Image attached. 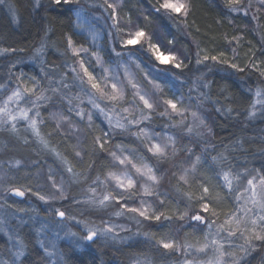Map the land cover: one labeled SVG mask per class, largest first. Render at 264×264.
Returning a JSON list of instances; mask_svg holds the SVG:
<instances>
[{"label":"trees","instance_id":"1","mask_svg":"<svg viewBox=\"0 0 264 264\" xmlns=\"http://www.w3.org/2000/svg\"><path fill=\"white\" fill-rule=\"evenodd\" d=\"M119 1L122 4L116 13L119 21L117 28L121 29L119 32L116 31V27L114 28L113 21L108 19L111 9L105 11L101 7L104 3L102 0H79L78 3L61 6L54 5L52 0H39V4L37 0L0 2V49H9L0 56V84L7 85L8 89L18 85L30 88L33 86V81L38 80L41 87L50 89L52 78H43L44 74L39 70L42 65L32 61L33 53L42 44H46L43 57L48 70L51 71L53 64L57 65L59 70H63L60 66L65 58L69 62L76 59L70 51H67V37L71 36L75 45L91 49V41L85 35L78 33L75 26V12L79 10L80 5L85 4L90 8V13H95L97 27L102 31V47L98 54L104 62L116 64L121 60H128L126 55L117 57L113 47L117 52L127 53L131 50L134 53L133 61L142 68H152L163 76L161 82L167 94L164 93L165 99L175 100L177 96L171 91L170 86L180 91L182 97H193L196 90L202 98L208 116L205 122L211 128V134L206 133L204 142L194 136L183 135L182 131L189 123V114L183 119L186 125L180 129L174 128L175 124L177 126L180 124V119L159 116L157 113L162 110L153 113V122L145 123L155 133L162 131L176 137V148L177 150L179 148L181 153L175 159H193L180 150L181 146L191 148L196 155L208 156V154L224 152L234 169L243 171L246 167L260 169L264 173L262 168L264 116L261 115L264 105L256 104L255 118L247 117L249 109L256 100V90L264 89V76H261L260 71L257 70V68L264 70V8L256 6L254 0H242L241 6L247 10L245 15L243 11L230 12L225 0H186L187 15H183L181 19L164 9L157 11L161 4L160 0ZM249 2L251 7H247ZM128 26L129 29L126 28ZM131 29L143 30L147 39L134 46L122 48L120 40L128 39ZM149 44L158 45L164 54L168 51L166 49L174 47L179 60H183L186 67L175 69L172 64L159 65L148 48ZM11 49L17 51L13 52ZM221 52L225 55L220 57V60H226L227 63L212 60L204 61L199 65L196 63V60L198 58L202 60L204 55L219 56ZM233 63L237 68L230 66ZM86 64L90 71L92 67L96 70L95 61L92 59L90 64L87 62ZM239 68L244 70L239 71ZM161 69L170 71H161ZM205 84L207 87H204ZM62 92L71 97L76 93V89H63ZM46 94L52 97V101L46 108L40 109L44 122L39 124V128L41 136L48 142L47 148L39 142L31 130L25 129L26 127L19 125V131L14 133L5 126L0 128L1 162L14 165L19 161V164L30 166L31 170L28 174L21 172L22 169L15 172L18 180L16 186L21 189L29 188L34 179L32 177L42 169H51L63 176L68 188V198L57 203L56 208L65 211L69 217H75V220L83 222L88 218L117 220L115 212L122 211L123 205L133 207L136 202L134 195L131 198L125 196L120 205L115 202L108 203L110 206L107 209L76 203V199L84 200L87 196H91V193L86 192L89 185L100 187V184L92 183L97 175L103 181L111 171L112 166L108 157L110 148L119 145L136 150L137 155L140 158L142 156L143 161L153 167L160 166L162 160L155 158L145 148V143L141 140L137 141L136 137L131 136V132L120 130H115L116 134L111 136L109 142L105 144V149L101 150L95 144L94 138L99 136L103 140L105 133L113 131L101 115L98 113L93 115L92 124L89 126L87 112L93 110L87 103L81 105L85 109V117L81 119L74 112H68L69 105L61 100L59 95H54L50 90ZM130 97L127 100L131 99ZM229 108L232 110L231 113L226 111ZM57 109L63 110L64 116L70 117L72 123L80 126L83 132L81 143L77 144L72 137L62 134L51 121L49 114ZM217 109L220 111L218 112ZM173 121L176 123L173 124ZM186 129L187 127L185 131ZM77 147L80 148V156L75 154L78 151ZM202 148H206L205 153ZM50 149H55L66 159L67 165L73 168V172L79 174L80 183L73 182L70 187L68 186L67 182L71 179V174L65 170L66 165ZM27 175L31 179L26 178ZM84 176H87V180L83 179ZM169 184L172 187L169 197L162 199L158 197L154 210L163 211L165 215L171 216L170 221L164 220L163 217L159 222L142 217L139 219L132 217L131 212L124 214L122 211V215H119L120 222L130 226L131 232L135 233L136 237L130 245L115 249L109 247L107 250L99 243L87 242L89 245L84 246L73 237L53 238L54 235L50 233L51 241L59 239L56 247L60 260L54 258V264H128L143 260H151L153 264L176 263L178 259L176 253H166L163 248L155 246V242L145 234H153L157 240L168 237L175 241L182 240L183 244L188 242L196 246L203 242L204 228L193 229V226L183 228V223H180L183 220L179 219L184 211L193 214L199 210L201 184L208 186L210 193H220V199L210 204V207L217 209L218 215L213 218L209 215L208 219H215L217 224H221L225 215L236 207V202L222 187L223 180L218 176V169L212 164L210 157L203 165L198 166L197 174L191 178L190 183L184 185L175 177L171 178ZM188 194L191 195V199L188 198ZM7 212L19 215V218L10 220L8 225L14 239L22 240L25 244L24 255L18 258L16 264H50L51 260L45 255L41 246L42 238L39 236L38 227L29 221V208L19 202ZM39 215L45 217L46 214L41 210ZM53 222L54 229H59L58 227L63 225L59 218ZM62 235L63 231L57 234V236ZM260 243L256 242L257 245ZM13 246L14 243L10 242L4 233H0V264H11L15 261L16 250ZM246 264H264V248L257 247L247 257Z\"/></svg>","mask_w":264,"mask_h":264},{"label":"snow or ice","instance_id":"2","mask_svg":"<svg viewBox=\"0 0 264 264\" xmlns=\"http://www.w3.org/2000/svg\"><path fill=\"white\" fill-rule=\"evenodd\" d=\"M3 2V0H0ZM79 0H52V3L56 6L68 5L73 3H78ZM227 7L230 12H244L247 15L246 8L242 7V0H225ZM259 3L262 8H264V0H259ZM39 4V0H37ZM105 11L111 9V12L108 13V19L113 21V26L119 23L116 14L117 4L109 3V0H104L103 5ZM247 7H251L249 2ZM164 9L172 13H181L182 10L184 15H187V5L180 2V0H163L159 5V8L156 10ZM255 18V17H254ZM79 19V16H78ZM116 31L119 32L121 29L116 28ZM111 34V33H110ZM145 37V32L143 30H138L134 34H131L130 37L126 40L121 39L120 45L122 48H128L129 46H134L140 42V40ZM95 37H93V40ZM46 47V44H42L40 49H37L38 52H42ZM149 50L152 52L155 60L159 62L160 65H165L168 62L172 63V67L175 69H182L186 67L183 60H177L174 55L165 56L164 53L160 51L158 45L149 44ZM139 50V49H137ZM9 51V49H0V54ZM11 51H17V49H11ZM22 51V49H21ZM67 51H70L72 56L76 59L69 62L67 58L64 59L63 64L60 66L63 70H59L58 66L53 64L51 66V71L48 70L43 57H41L42 67L39 69L41 73L44 74L43 78H52L50 79V89H45L40 86L38 80L33 81L32 87H21L17 86L13 89H8L7 85L0 84V128L7 126L8 130L11 132H18L19 122H25V125L28 129L31 130L33 135H35L39 142L47 148L48 142L43 136H41L39 124L43 123L41 108H46L47 105L52 101V97L48 96L46 92L50 90L54 95H59L61 100H64L69 105L68 112H74L76 116H79L81 119L85 117V109L80 107V105L87 103L90 108L101 115L103 119L107 122V125L113 131L111 133H105V138L101 140V137L97 136L94 138L95 144L101 150L105 149V144L109 142L111 136L115 135V130H120L121 132H131L132 135L136 136L138 139L140 137H148L149 132L147 127H139L143 122H153V113L154 109L157 107V103L152 99L148 93L142 91L140 86L134 81L131 75L128 72L127 67H124V76L126 77L127 87L125 86L124 81L119 79L120 73L116 71L111 76L109 75L110 70L107 67H104V61L102 57L96 53H91L92 56H95L96 65L101 67V71L96 73L94 68L89 70V66L85 63V58H81V53H87L88 49L84 48L82 45L77 46L74 44L71 36L67 37ZM113 52L117 57L127 56L129 61H133L134 53L129 50L127 53L123 51L117 52L115 47H113ZM66 57V53L64 54ZM225 53L221 52L219 56L216 55H204L203 59H197L196 63L199 65L204 61H220L221 63H227L226 60H220V57H223ZM14 66V65H13ZM122 65L118 64L117 68H120ZM232 68H237L236 64L230 65ZM139 67V65H137ZM239 71H243V68H239ZM260 75L264 76V70H260ZM161 71H170L168 69H161ZM147 77V73H144ZM178 78V77H177ZM149 83H153V88L155 92H160L162 90L159 83H154L152 80H149ZM207 87V84L204 85ZM76 89V93L69 97L67 94L63 93V89ZM128 88L131 89L130 96L131 99L125 102L126 93ZM39 90V91H38ZM205 96L206 94H201ZM256 100L253 102L251 108L247 113L249 119L255 118L257 116L256 104L264 105V89L258 88L255 92ZM73 100L77 101L75 108L72 107ZM23 102V104H22ZM164 107L163 111L158 112L159 116H169L171 119V114L168 112V109H171V113H174L176 116L184 118L185 114L188 112V107L184 106L183 100H174V99H163L162 100ZM93 111L87 112V120L89 126L92 124ZM219 112L220 109H217ZM228 113H231V109H226ZM138 113L135 117L133 113ZM52 117H58V122L56 127H60V123L64 121H70V117L64 116L59 113H50ZM261 115L264 116V108L261 109ZM191 116L199 120L198 126H203L207 128V132L211 134V128L208 127L205 123L206 118L198 115L197 111H192ZM183 119L179 121L180 124H183ZM176 122L173 121V124ZM133 126H135L136 131H132ZM69 127H72L69 124ZM187 133H192V126H188L186 129ZM200 135V133H197ZM167 143H152L150 146H147L148 151L153 155L158 157L166 156V150L171 145L173 152L177 151L176 143L177 139L173 135L167 136ZM27 143V140H25ZM120 147L121 155H117L116 152H110L112 160L117 162L119 165H124L125 168L121 170L119 174L114 172L108 173V179L114 181L116 189H122L123 191L118 193L117 196H113L111 192L104 194L102 197H96L97 189L89 185L86 189L87 193H91V196H87L84 200L76 199V203H84L93 207H98L100 209H107L110 205L108 201H113L119 203L120 200L124 199V193H128V198H131L133 193L129 190L136 187V180L134 175L130 171L131 169L135 170V174L140 177H146L147 181H151L152 184L149 185L146 182L141 183L140 191L145 196L153 195L152 186L159 184L160 177L157 176L156 170L148 163L143 162V157L141 156L140 163H134L131 153L124 155L125 149L122 146ZM187 154L194 156V159L191 161V171H195L198 166L204 164L206 159L210 157L212 164L218 169V176L222 178L223 184L222 187L227 191V194L232 197L236 202V207L231 213L225 215L223 223L217 224L215 219H206L205 215L211 213L212 217L218 215L217 209L215 207H210V204L220 199V193L215 192L210 193V188L205 184H201L202 194L199 197L200 209L199 212L194 213L191 216L192 221L199 222L207 228L205 233L204 240L205 242L199 246L193 245L191 243L185 242L183 244V255L185 259L183 264H246L247 257L251 255L257 247L264 248V173L260 169H248L244 168L243 171L239 169H234L231 161L224 152H219L216 154H208L204 156L203 154L196 155L192 153L191 148L184 149ZM55 156L61 160L62 163L66 165L65 170L71 174V179L67 182L70 187L71 183H80L81 178L79 174L73 172V168L70 165H67V161L64 157L61 156L59 152H56L55 149H50ZM76 156H80L81 153L77 151ZM19 161L16 162L19 166ZM264 168V165H262ZM188 171H185L184 176L181 177L182 180L187 183ZM49 179L52 180V186L55 188V192L50 196L46 197L40 195L39 193H33L38 195V198L41 201L47 203L49 200H66L68 188L65 187V180L63 176L60 177V183L57 185L56 181L52 179V170L49 169ZM84 180H87V176H84ZM93 184H106V181L100 180V177L97 175L92 182ZM9 191L18 197H23L26 190H21V188H11ZM159 195V193H156ZM188 198L191 199V195L188 194ZM163 203V200H161ZM141 200L140 207H132L128 205H123L122 208L126 209L128 212L138 214L146 220H152L159 222L161 217L164 220L170 221L171 216L165 215L163 211L154 210L151 215H149L148 209L151 207V204H147ZM53 211L58 215L62 220L65 218L75 219L74 217H66L65 211L60 208H54ZM115 215H122V211H116ZM188 215L187 211H184L179 219L183 220L185 216ZM102 222H103V218ZM77 223H84L83 221H77ZM215 226V228H214ZM86 233L83 236L79 237V240L86 242H93L94 238L97 236L107 240H115L117 237L111 235L113 233V227H89L85 224ZM224 233V235H221ZM71 236L76 237L77 233H70ZM146 237L155 242V246L168 250L169 253H177L180 251L181 245L178 244L175 240L162 237L157 240L153 234H145ZM241 241L237 243L236 240ZM13 239V237H9ZM256 242H261L257 245ZM227 246V248H226ZM14 247L17 248L15 252V257L19 258L24 255L25 244L22 240H14ZM211 248V255L207 259H201L199 254L205 253L207 249ZM52 253H50L51 255ZM227 257V259H226ZM15 264V261H13ZM138 264H152L151 260H146L138 262Z\"/></svg>","mask_w":264,"mask_h":264},{"label":"rangeland","instance_id":"3","mask_svg":"<svg viewBox=\"0 0 264 264\" xmlns=\"http://www.w3.org/2000/svg\"><path fill=\"white\" fill-rule=\"evenodd\" d=\"M102 1H104V0H102ZM160 1H161V3L163 2V0H160ZM180 2L185 3L187 5L186 0H180ZM254 2L256 4V6L262 8L260 3H259V0H254ZM109 3L117 4L116 13L122 6V4L119 0H109ZM90 11L91 10L88 6H86L85 4H82V5H80L79 10H77L75 12V21H76L75 26H76L77 32L85 35L91 41V49H89L87 53H84V52L81 53V58H85V63L87 62L89 64L91 62V59L93 61H95V56H92L91 53H93V52L99 53V50L102 47L101 41L103 39L102 34H101L102 31L99 30V28L97 27L96 21H95V19H96L95 13H90ZM183 11L184 10H182L181 13H172L170 11H166V12L173 15V16H177V17L182 19L184 17ZM257 12H258V10H257ZM78 16H79V19H78ZM117 25H119V23ZM117 25H115L114 28L115 27L117 28ZM126 28L129 29V26ZM134 28H132V29H134ZM132 29H131V32L129 34H134L136 32V29H135V31ZM93 37H95L94 40H93ZM145 39H147L146 35L140 41H143ZM40 48H41V46L38 49H40ZM166 50H168V51L165 54V56L171 54V55L176 56L177 60H179V55L177 52H175L174 47L168 48ZM43 51L38 52L36 50L33 53L32 61L35 62L36 64L39 63L41 65L40 60H41V57H43ZM3 54H0V56ZM43 60H44V57H43ZM95 64H96V61H95ZM118 64H121L122 66L120 68H117ZM158 64H159V62H158ZM168 64H172V63L168 62L165 65H168ZM137 65H139L137 62L129 61V60H127V61L121 60L120 62H118L116 64H112L110 62L104 63V67H107L110 70V72H109L110 76L113 73H115L116 71H118L120 73L119 79L121 81H124L126 87H127V82H126V77L124 76V67H127L129 74L134 79V81L140 86V89L142 91L148 93V95L151 96L152 99L156 101L157 107L154 109V112H158L160 110L163 111L164 107H165L162 103V100L165 99L164 98L165 86L161 82V80L163 79V76H161L159 74V72L154 71L152 68L145 69V68H142L141 65H139V67H137ZM91 69L93 70V67ZM95 69H96L95 70L96 73H99L101 71V67L98 65H95ZM144 73H147V77H145ZM149 80H152L154 83H159L161 85L162 90L160 92H155V90L153 88V83H149ZM15 87H17V86H14V88ZM170 89H171V91H173V93L175 95H177L175 100H178V101L183 100L184 106L188 107V109H189L188 112L185 114V117L189 114L190 119H189V123H187V125L192 126V133L191 134L187 133V131H185V128L188 126H185L184 131H182L183 135L186 134V135L194 136L195 138H197L201 142H204L205 141L204 137L206 136L207 129H205V127H203V126H198L199 120L195 119L191 116V112L194 110V111L198 112L199 116L205 117L207 119L208 116L205 113L206 109L204 108V106H203L204 104L201 101L202 98L199 96V94L196 90H194L195 95L193 97L192 96L191 97H187V96L182 97L180 91L171 88V86H170ZM130 92H131V89L128 88V91H127L126 97H125V102H122L121 106H123V103H126L128 97L130 96ZM77 103L78 102L74 100V102L72 103V107L75 108ZM22 104H23V102H22ZM80 107H81V105H80ZM168 112L171 114V117H175V118H178L180 120L185 118V117L184 118L178 117L174 113H171V109H168ZM51 113H59V114L64 115L63 110H60V109L54 110V112H51ZM95 114H96V112L94 111L93 115H95ZM136 115H138V113L134 112L133 116L135 117ZM167 117H169V116H167ZM101 118L103 119L102 116H101ZM50 119L55 125H57L58 117H52L51 116ZM145 123H147V122H143L139 127H141V128L147 127V124H145ZM69 124H71L72 127H69ZM19 125L23 126L24 128L26 127L25 122H23V121L19 122L18 126ZM184 125H186V123H184V122H183V124H179L178 126H177V124H175L174 128L180 129V127H184ZM25 129H28V128L26 127ZM147 129H148L149 136L151 137V139H149L148 137H140L138 139L136 136L131 134V136L137 138V141H139V140L143 141L146 145L145 148H147V146H150L152 143H160L163 146V144L168 142L167 136L173 135V134H170L167 132H162V131L159 133H155L153 130L149 129L148 127H147ZM58 130L62 134L66 135L68 137H72L77 142V144L81 143L83 140L82 129L80 128L79 125L72 123V121L61 122ZM132 131H136L135 126H133ZM197 133H200V135H197ZM118 146L119 145H114L113 147L110 148V151L108 152V157L110 159L111 166H112L111 172H114L117 174H119L121 172V170L125 168L124 165H119L117 162H114L112 160L111 155H110V152H112V151L116 152L118 156L121 155L120 147H118ZM77 148H78V151L80 152V148L79 147H77ZM123 148L125 149L124 155H128L129 153H131L130 158H133L134 163H140L141 162V158L139 155H137L136 150L129 149L126 147H123ZM184 149H185L184 146L180 147V150L182 152H185ZM202 149H203V152L206 151V148H202ZM166 153L167 154L164 157H158V156H155L151 153L155 158L162 160L160 166L153 167L156 170L157 176L160 177V182H159V184L152 186L151 190L153 191V195H151V196L143 195L140 191V186H141V183L146 182L147 184L151 185L152 182L147 181L146 177H140L139 175H136L134 169L130 170L132 172V174L134 175V178L137 182L136 187L134 189L129 190L131 193L134 194V197L136 199L135 200L136 202L134 203L133 207H140V201L143 200L146 202L145 206H147V204H151V207L148 209L149 215H151L153 213L154 208H155V204L158 202V197H160L159 199L169 197V194L172 191V187H170V184H169L171 181V178L176 177L181 181L182 184L186 185V184L190 183L191 178L195 177V175L197 174L198 167L194 172L191 171V161L194 159V156H190L189 154H186L190 158L193 157V159L191 158L192 160H188V159L184 160V158L180 159V160L175 159V157L177 155H179L181 152L179 151V148H178V150L174 153L171 145L166 150ZM192 153H193V151H192ZM18 169H22L21 172H26L27 174L31 170L30 166L25 165V164H19V166H17V164L10 165V164H5V163L1 162V160H0V233H2V234L4 233L6 235V238L10 242L14 243L15 239L11 233V228L9 227L8 223L10 222V220H14V218H19V215H17V214L15 215V214L9 213L7 211L10 210V207H13L14 204H18L19 202L24 203L25 206L29 208V221L31 223H33L34 225H37V227H38L39 234H40L39 236H40V238H42L41 239V246L45 252V255L51 260L50 264H54V260H55L54 258H56L57 260H60L59 253H58L57 247H56L57 246L56 244L59 242L58 240L61 237L65 238V239L66 238L67 239L72 238L73 236L70 235V233H72V232L77 233V236L73 237V239L79 240V237L83 236L86 233L85 224H87L89 227H93V228H95V227H108V226L113 227V233L111 235H115L117 237L115 240H107L106 241L105 239L97 236L96 239L93 241L95 243H99V245L101 247L104 246L105 250H107V248L109 249V247L110 248L114 247V249H115V248H120L121 246H124V245H128V244L130 245V242L132 243V241L135 239L136 234L131 232L130 226L120 222L119 216L115 217L117 220L105 219V220H103V222H102V219H100V218H91V219L88 218L84 223H77L78 220L65 218V219L61 220V222H63V225L59 226L58 227L59 229H54L53 225H55V224L53 221L57 220L58 215H56V213L53 211V209L56 208L57 203H60L61 200H59V199L49 200L47 203H45L44 201H41L38 198V195L33 194V193H39L40 195H44V196L48 197L52 193L55 192V188H53V186H52V180L49 179V169H42L38 173H36V175H34V177H32V178H34L33 182L30 183L31 186L29 188L28 187L26 188L27 191H25V195L23 197L15 196L14 194H12L9 191V189H11V188H17L18 187V186H16V184L18 183V180H17V174L15 173ZM186 170L188 171V175L186 177L187 183H185V181L181 179V177L184 176ZM175 172H177V173H175ZM60 177H61V175L59 173L52 170V179L56 181L57 185H59V183H60ZM26 178L31 179L30 176H28V175ZM103 181H106V184L100 185L99 188H96L97 189V191H96V197L97 198L102 197L104 194H106L108 192H111L113 196H117L118 193L123 191L122 189H116L115 188L114 181L109 180L108 175L106 176V178ZM65 187H67L66 182H65ZM26 189L23 188L21 190H26ZM156 193H159V195H156ZM128 195L129 194L127 192L124 193V196H128ZM122 200H120L119 203H117V204L118 205H120V203L122 204ZM112 202L113 201H111V200L108 201V203H112ZM41 210L45 212V214H46V215H44L45 217H42L39 215L41 213ZM122 211L124 214H126L125 212H128L126 209H123ZM197 212H199V210ZM131 214H132V217L135 216V217H139V219L141 218V216H139L138 214H135V213H131ZM193 214L188 213V215L183 219V221L180 222V223H183L182 224L183 228L189 227V226H193V229L204 228V231H205L204 233H206L207 228L205 225L191 220V216ZM203 215H205L206 219H208L209 215L211 216V213H207V214H203ZM66 217H69L67 215V213H66ZM70 217H72V216H70ZM214 228H215V226H214ZM61 231H63V235L57 236V234ZM50 233L52 235H54L53 238L59 237V239H57L56 241H51ZM221 235H224V233H221ZM10 236L13 237V239H9ZM65 239H63V240H65ZM232 239L236 240V238H232ZM79 241L84 246L89 245L86 241H81V240H79ZM181 241L180 240L176 241L178 244L181 245L180 251L176 253L178 255L177 262L176 263L168 262L166 264H183V260L185 259V257L183 255L184 249H183V243ZM204 242H205V240L203 242H200L199 244H197V246L203 244ZM236 242L240 243L241 241L236 240ZM254 243H256V241H254ZM226 248H227V246H226ZM15 250L17 251L16 247H15ZM165 251H166V253H169L168 250H165ZM50 253H52V254L50 255ZM210 255H211V248L207 249L205 253L199 254L201 259H207ZM226 259H227V257H226ZM14 260H15V264H16L18 258L15 257ZM11 264H13V262H11ZM119 264H122V263H119ZM128 264H138V262H132V263H128Z\"/></svg>","mask_w":264,"mask_h":264},{"label":"water","instance_id":"4","mask_svg":"<svg viewBox=\"0 0 264 264\" xmlns=\"http://www.w3.org/2000/svg\"><path fill=\"white\" fill-rule=\"evenodd\" d=\"M58 218L61 219L59 216H58ZM61 220H62V219H61ZM95 239H96V238H94V240H95Z\"/></svg>","mask_w":264,"mask_h":264}]
</instances>
